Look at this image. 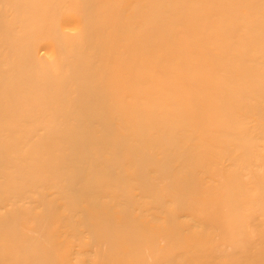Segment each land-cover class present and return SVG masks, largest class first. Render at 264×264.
<instances>
[{"label":"bare ground","instance_id":"6f19581e","mask_svg":"<svg viewBox=\"0 0 264 264\" xmlns=\"http://www.w3.org/2000/svg\"><path fill=\"white\" fill-rule=\"evenodd\" d=\"M0 264H264V0H0Z\"/></svg>","mask_w":264,"mask_h":264}]
</instances>
